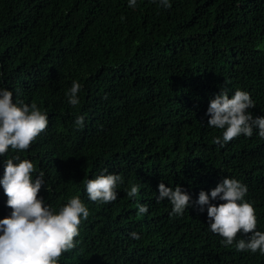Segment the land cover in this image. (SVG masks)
I'll return each mask as SVG.
<instances>
[{
  "label": "trees",
  "instance_id": "16d2710c",
  "mask_svg": "<svg viewBox=\"0 0 264 264\" xmlns=\"http://www.w3.org/2000/svg\"><path fill=\"white\" fill-rule=\"evenodd\" d=\"M169 3L0 0V89L48 117L28 150L9 147L0 156V179L7 159H28L33 180L44 173L38 198L54 213L74 196L89 210L58 264H264L259 251L224 246L207 206L201 212L196 204L204 191L218 206L211 190L235 179L247 186L244 200L264 233V138L254 128L221 148L212 141L223 142L224 129L207 125L221 90L230 99L248 92L249 112L264 117V0ZM74 81L81 85L75 107L67 95ZM101 174L121 177L114 202L86 193ZM161 182L191 197L183 215H173L167 199L157 203ZM133 185L140 190L130 198ZM139 205L148 212L137 215ZM11 211L0 186V219Z\"/></svg>",
  "mask_w": 264,
  "mask_h": 264
},
{
  "label": "clouds",
  "instance_id": "9594fccd",
  "mask_svg": "<svg viewBox=\"0 0 264 264\" xmlns=\"http://www.w3.org/2000/svg\"><path fill=\"white\" fill-rule=\"evenodd\" d=\"M161 5L170 8L169 0H160ZM130 8L136 6V0H129ZM81 85L73 82L68 95V103L75 107L80 103L78 93ZM250 94L236 90L229 98L226 90L220 92L209 103L207 122L209 127L224 129L223 142L219 137L213 144L221 148L234 138L243 134L253 135V129H258L260 138H264V117H253L249 109L254 108ZM84 117L75 119L79 129L84 125ZM48 117L38 109L35 103L17 106L13 103V94L6 89H0V156L9 147L17 151H26L35 139L46 130ZM14 160H18L15 163ZM34 165L28 159L21 160L19 156L5 161L3 178L0 186L7 197V207L11 215L0 219V264H58L63 253L75 247L74 238L79 235L81 217L87 220L89 210L78 196L72 197L68 203L54 213L38 198L44 186V173L33 180ZM107 170H105L106 172ZM121 177L116 174H101L95 179H89L86 193L93 202H114L117 199L115 191ZM139 186L133 185L127 192L128 197H135ZM157 203L167 199L172 207L173 215H183L190 206L191 197L180 187L173 190L164 183L158 185ZM248 192L246 185L235 179L225 178L210 192L212 201H222L218 206L210 203L209 194L201 191L196 204L203 212L207 206L208 225L212 233L223 238L224 246H231L235 241L238 252L257 251L264 255V233L256 231L257 217L253 205L245 202ZM147 205H139L137 215L146 214ZM251 234L250 237L237 240L238 233ZM132 239H140L136 232L130 233Z\"/></svg>",
  "mask_w": 264,
  "mask_h": 264
}]
</instances>
